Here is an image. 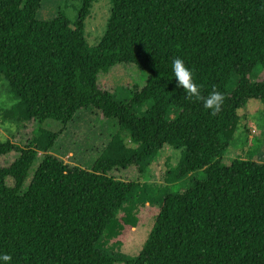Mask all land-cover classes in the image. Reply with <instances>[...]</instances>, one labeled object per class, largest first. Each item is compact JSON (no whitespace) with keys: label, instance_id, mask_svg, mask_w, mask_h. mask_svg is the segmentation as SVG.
Returning a JSON list of instances; mask_svg holds the SVG:
<instances>
[{"label":"trees","instance_id":"1","mask_svg":"<svg viewBox=\"0 0 264 264\" xmlns=\"http://www.w3.org/2000/svg\"><path fill=\"white\" fill-rule=\"evenodd\" d=\"M41 1L0 0V74L17 99L8 114L66 127L91 108L115 119L119 131L89 168L50 154L61 129L40 127L25 145L0 141V157L19 154L0 165V255L11 264H264V161L221 162L238 110L251 100L264 104V81L251 80L256 66L264 70V0H110L93 46L85 21L96 0H82L74 21L61 12L38 18ZM174 58L183 59L204 96L214 89L225 95L218 115L177 87ZM120 64L148 75L127 102L98 86V76ZM166 145L184 150L175 176L203 169L206 177L153 196L159 209L136 258L107 252L105 231L149 189L110 172L135 166L146 179Z\"/></svg>","mask_w":264,"mask_h":264},{"label":"rangeland","instance_id":"2","mask_svg":"<svg viewBox=\"0 0 264 264\" xmlns=\"http://www.w3.org/2000/svg\"><path fill=\"white\" fill-rule=\"evenodd\" d=\"M81 6L82 0H42L37 16L40 19H48L61 12L70 21H74ZM109 9L110 0H96L93 3L91 13L85 21V37L89 45H95L102 36L109 16ZM147 77L146 72L139 70L132 64H120L113 67L107 74H100L98 86L101 90L114 93L117 101L127 102L132 93L139 91L145 85ZM251 80L252 82L264 81V70L261 66L255 67ZM235 84L236 78L232 77L227 90H233ZM16 103L15 95L9 90L4 76L0 74V141L12 140L17 144L25 145L39 135L40 127L51 131L61 129L62 131L50 154L68 165L89 168L94 160L99 157L109 139L119 131L115 119H105L99 111L91 108L79 111L66 127L52 120H47L42 125L36 121L24 122L18 117L12 118L10 117L12 114H8ZM150 104L149 102L142 108L135 107L134 112L136 114L144 113ZM7 114L9 117H6ZM238 116L236 131L222 156L221 162L228 165L231 161L239 159L263 163V102L260 100L247 102L243 108L238 110ZM132 144L128 143V145ZM183 151V149L174 150L171 146H164L158 162L150 166L146 179L140 178L135 166H131L127 170L115 169L110 172L116 178L146 182L149 189H147L146 199L142 200L139 197L129 205L127 204V208L120 211L117 219L105 231L101 247L107 252L119 253L121 257L126 259L136 258L148 237L159 209L153 196L157 199L165 193L182 192L189 188L195 180L206 177L203 169L184 176H175ZM18 156L19 154L16 152L1 156L0 165L9 167ZM42 158L43 155L40 152L37 153L25 182L26 185ZM7 182L10 186L14 184L11 178ZM111 232L113 237L107 239V235Z\"/></svg>","mask_w":264,"mask_h":264},{"label":"clouds","instance_id":"3","mask_svg":"<svg viewBox=\"0 0 264 264\" xmlns=\"http://www.w3.org/2000/svg\"><path fill=\"white\" fill-rule=\"evenodd\" d=\"M172 70L177 81V87L184 90L188 99L202 101L204 108L210 110L213 116L221 112L226 99L222 92L214 89L207 96H204L201 92L203 86L195 81L193 72L185 65V62L181 58L173 59ZM0 261L3 264H11L12 257L7 254L0 255Z\"/></svg>","mask_w":264,"mask_h":264}]
</instances>
